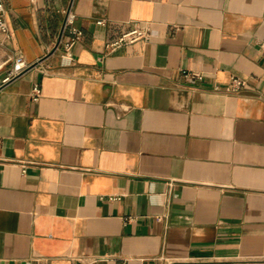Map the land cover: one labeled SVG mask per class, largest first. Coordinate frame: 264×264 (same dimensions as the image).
<instances>
[{
  "label": "crops",
  "instance_id": "1",
  "mask_svg": "<svg viewBox=\"0 0 264 264\" xmlns=\"http://www.w3.org/2000/svg\"><path fill=\"white\" fill-rule=\"evenodd\" d=\"M4 1L0 264H264V0Z\"/></svg>",
  "mask_w": 264,
  "mask_h": 264
},
{
  "label": "built area",
  "instance_id": "2",
  "mask_svg": "<svg viewBox=\"0 0 264 264\" xmlns=\"http://www.w3.org/2000/svg\"><path fill=\"white\" fill-rule=\"evenodd\" d=\"M32 2H36V0H32ZM74 2L75 0H71L68 6L64 10V22L60 32L57 34L54 40V47L52 52L61 51L62 55L66 58L73 59L74 58V48L76 44L83 38L84 32L83 30L77 26L76 24V12L74 10ZM6 13L7 8L4 0H0V32L5 33L8 32V26L6 23ZM98 23H104V20H98ZM148 34V30L140 25L133 24L131 28L126 30L121 34L116 40L110 42L108 44V48L112 49L118 47L123 44H128L135 42L136 40L146 38ZM24 63L22 61L19 62V65L22 66ZM186 77L202 79V74L194 71H189L185 74ZM245 85V81L237 76H233L230 82L229 89L230 91H238ZM42 96V87L39 83H35L31 88L30 97L33 101H38ZM124 264V263H120ZM167 264H222L218 263L215 260L211 259H196L192 261H170Z\"/></svg>",
  "mask_w": 264,
  "mask_h": 264
}]
</instances>
